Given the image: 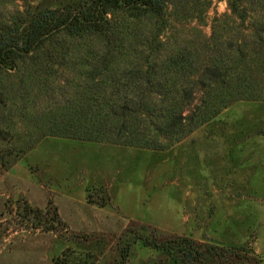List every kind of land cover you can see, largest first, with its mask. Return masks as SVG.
I'll list each match as a JSON object with an SVG mask.
<instances>
[{"label":"trees","instance_id":"1","mask_svg":"<svg viewBox=\"0 0 264 264\" xmlns=\"http://www.w3.org/2000/svg\"><path fill=\"white\" fill-rule=\"evenodd\" d=\"M34 1L9 0L0 19V172L47 137L166 151L232 104L264 102V0H80L43 11ZM214 1L227 13L206 37L199 26ZM21 209L37 226L49 216L65 226L50 200ZM135 240L172 264L247 261L189 237Z\"/></svg>","mask_w":264,"mask_h":264},{"label":"rangeland","instance_id":"2","mask_svg":"<svg viewBox=\"0 0 264 264\" xmlns=\"http://www.w3.org/2000/svg\"><path fill=\"white\" fill-rule=\"evenodd\" d=\"M0 1L4 20L12 7L9 0ZM79 1L35 0L32 8L43 11ZM225 13V1L212 3L199 26L206 37L213 19ZM3 119L9 132V103ZM223 133L232 138L220 139ZM4 138L1 155L9 153V134ZM219 143L237 154L231 168L217 166ZM155 178L162 187H151ZM172 181L194 185L185 216L194 215L195 224L181 237L238 248L247 257L239 264H264V102L245 101L162 152L43 138L0 172V264H172L165 254L135 240L160 243L179 236L152 225L162 222L157 211L169 215L170 206H158L157 197ZM174 192V200L182 201V190ZM49 200L65 226L50 222V216L37 226L22 212L24 203L44 211ZM170 217L178 221V210Z\"/></svg>","mask_w":264,"mask_h":264},{"label":"crops","instance_id":"3","mask_svg":"<svg viewBox=\"0 0 264 264\" xmlns=\"http://www.w3.org/2000/svg\"><path fill=\"white\" fill-rule=\"evenodd\" d=\"M223 138L229 140L232 138V134L231 133L220 134V139H223ZM219 148L220 149L216 150V152H217L216 163H217V166H219V169H221L222 166L225 168L227 165L230 167L233 160H234V163H237V154L234 153L233 148L230 147L229 144L219 143ZM203 156H204V158H202V157L199 158L200 162L204 161L205 155H203ZM231 177L232 176H228L227 179L229 181H232V180L235 181V179H232ZM156 181H157V179L155 178V182L151 183V187H153V189H157L159 187H162V185L159 186L158 182H156ZM167 185L170 187L169 189H166L165 191L164 190L158 191L159 196L157 197V203H158V206H160L161 208L164 209V203L166 202V205L170 206V209L166 211L167 213L169 212V215H166L162 211H157V213L163 214L160 217V218H162V222H160V223L154 222V224H152V225L156 228L163 229L168 233L183 236L187 233V232H185L186 229L190 228V230H191V228H193L192 226L195 224L194 215L192 216L190 214H187L185 216V211H186L185 204L187 203V201L190 200L191 195H192L191 190H189V189L193 188L194 185L192 186V185H190V183L178 182V181H175V182L172 181L170 183H167ZM165 188H166V186H165ZM175 188H180L182 190V194H183L182 201L178 200L179 202H177L174 200ZM168 190H170V191H168ZM175 210H178V221H175V219L173 217H170V214H172ZM183 213H184V216H183ZM180 216H181V218H180ZM187 221H188L189 227H186L185 222H187Z\"/></svg>","mask_w":264,"mask_h":264}]
</instances>
